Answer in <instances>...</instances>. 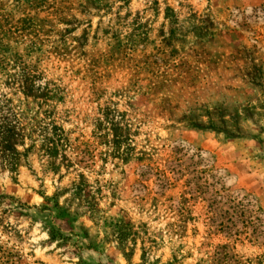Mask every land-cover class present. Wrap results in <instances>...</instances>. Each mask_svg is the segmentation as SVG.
I'll list each match as a JSON object with an SVG mask.
<instances>
[{
  "label": "rangeland",
  "instance_id": "obj_1",
  "mask_svg": "<svg viewBox=\"0 0 264 264\" xmlns=\"http://www.w3.org/2000/svg\"><path fill=\"white\" fill-rule=\"evenodd\" d=\"M220 189L239 233L209 223ZM222 245L264 264V0H0L3 260L209 264Z\"/></svg>",
  "mask_w": 264,
  "mask_h": 264
},
{
  "label": "trees",
  "instance_id": "obj_2",
  "mask_svg": "<svg viewBox=\"0 0 264 264\" xmlns=\"http://www.w3.org/2000/svg\"><path fill=\"white\" fill-rule=\"evenodd\" d=\"M200 191L203 193L205 190ZM231 195V193L221 189L210 194L211 200L208 204V211L211 212V216L208 220L210 225L217 226L228 233H239L242 230L241 224L244 223L243 214L247 212V208L246 205L244 207L240 200H235ZM224 206L226 207L225 209ZM231 218H234V220H231ZM246 223L251 225L249 219H247ZM225 250V246H219L218 249L214 251L209 264H239V260L233 258V256L227 255ZM1 254L2 253H0V264H12L7 260L4 261V256H1Z\"/></svg>",
  "mask_w": 264,
  "mask_h": 264
}]
</instances>
